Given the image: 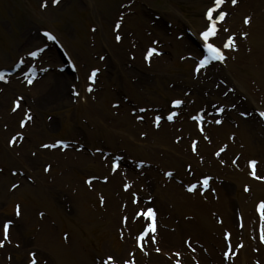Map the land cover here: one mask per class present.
<instances>
[{
	"label": "rangeland",
	"instance_id": "rangeland-1",
	"mask_svg": "<svg viewBox=\"0 0 264 264\" xmlns=\"http://www.w3.org/2000/svg\"><path fill=\"white\" fill-rule=\"evenodd\" d=\"M212 6L213 0H0V69L16 71L0 80V239L9 222L0 264H29V253L38 264H104L108 257L115 264H264L257 212L264 180L249 175L264 177V0H224L217 12L226 16L208 42L225 59L197 71L205 43L199 33ZM44 32L66 50L74 74L59 68L63 60ZM229 35L235 49L222 48ZM149 47L159 55L146 61ZM38 48L36 57L28 55ZM32 68L38 72L29 84ZM52 80L62 95L44 99ZM173 100L183 101L181 113L168 120ZM25 112L31 120L21 127ZM56 141L64 144L40 147ZM115 155L128 166L113 171ZM131 160L146 164L135 168ZM204 177L208 189L187 191ZM147 208L156 211L155 232L138 246L147 218L135 214Z\"/></svg>",
	"mask_w": 264,
	"mask_h": 264
},
{
	"label": "snow or ice",
	"instance_id": "snow-or-ice-1",
	"mask_svg": "<svg viewBox=\"0 0 264 264\" xmlns=\"http://www.w3.org/2000/svg\"><path fill=\"white\" fill-rule=\"evenodd\" d=\"M59 2V0H50V3L52 5H56L57 3ZM231 4L232 5H236L238 0H230ZM224 3V0H213V6L212 7H209L206 12H205V17L208 21V24H207V27L205 28L204 31L200 32L199 35L201 36V38L205 41L204 43V48L207 50L208 52V55L207 56H204L202 59L199 60V62L197 63L196 65V70L198 71L200 68H202L203 66L207 65L209 60H219V61H223L225 59L224 57V54L221 50L220 47H216L214 44L208 42L209 41V38L210 37H213L216 35V32H217V23L222 21L225 16H226V13L224 11H218L217 10L221 7V5ZM46 6V2H42L40 4V7L41 8H44ZM214 13H216L214 15ZM243 23L245 25L249 24L250 23V18L248 16H245L243 18ZM116 28H119V21L116 23ZM225 32H227L228 30L227 29H224ZM43 35L45 37H47L48 40H55V37L53 35H51L50 33L48 32H44ZM239 35L241 36H246L247 33H244V32H241L239 33ZM116 40L119 41L121 39V37L119 35H116ZM153 44L157 43L156 41H153L152 42ZM222 48L223 49H228V48H232V49H235L236 48V44L233 40V36L232 35H229L226 40L223 42L222 44ZM42 49H36L34 51H31L28 53L29 56H32V57H36L38 55L39 52H41ZM159 55V53L157 52V50L155 48H152V47H149L145 53V56H144V59L146 61L149 60V58L152 56V55ZM97 69H93L91 74L88 76V79L89 80H92L95 76H96V73H97ZM5 79V76H4V73L2 71H0V80H4ZM29 84H31L33 81L32 79H29L27 81ZM88 91H91V86L88 87L87 89ZM231 91V90H229ZM20 98H17V100H14L13 101V111L16 110L17 107H19V101ZM173 105H180L182 102L180 100H173L171 102ZM140 112H143L145 111V109H139ZM217 111H223L222 108H218ZM174 115H176L175 113L173 112H169L168 116H167V119L168 120H172ZM241 115H246V113H241ZM259 116L260 118L264 119V112H260L259 113ZM137 119H141V117L137 116L136 117ZM161 119L160 116H156L153 120V124L155 126H159L158 125V121ZM28 120H31V116L28 115L27 112L24 113V119L20 121V126L21 127H24L25 126V121H28ZM216 124H220L221 121L220 120H215L214 121ZM201 131H203L201 129ZM141 136L144 135V133L142 132L140 134ZM20 137V133L17 132L15 136H13L11 139H9L8 143L11 145L13 144L18 138ZM231 138V137H230ZM180 138L177 137V140H179ZM204 139L207 140L208 137L207 136H204ZM193 145L196 144V141H193L192 142ZM64 142L63 141H56V144H52V145H41L40 147L42 148H49V147H55L56 145H63ZM193 151H195V147H193ZM221 151H223V149H221ZM216 155H218L219 153H215ZM221 163H223V161H221ZM233 163H235V161H233ZM256 161L254 160H251L248 162V165H249V168L250 169H254V166L256 165ZM139 167V165H137ZM118 167V160H112L111 161V169L113 171H116ZM44 171L47 172L49 171V166H45L44 167ZM165 176H170L172 175L171 172H165L164 173ZM249 175L250 176H253V178L255 179H260V180H264V177H259V176H256L255 174V171H250L249 172ZM30 179V177H29ZM91 179L93 178H89V180H86L85 183H89L91 181ZM105 180H107V177H104ZM208 180L209 178L208 177H204L203 178V187H208ZM12 188H16L17 185L16 184H13L11 185ZM123 187L125 189H127L129 187L128 183L125 182L123 184ZM194 189H198V185H189L187 187V191L188 192H192ZM244 190L245 191H248V186L245 185L244 187ZM133 197H135V193H133ZM151 199V198H150ZM101 202H103L102 198H101ZM135 199L133 200V203H135ZM18 207V206H17ZM264 208V202H261L258 206H257V211L258 212H261V209ZM17 215H19V211L17 210ZM39 215H43V213H39ZM136 216H143V217H146L148 218L149 220H153L154 216H155V212L153 211L152 208H147L146 211H141V212H137L135 214ZM126 219V218H125ZM261 219H264V212H261ZM8 228H9V222H5L3 224V238L0 239V246H2L7 240H8ZM155 231V224H154V221L153 222H150V223H147L146 225V228L144 229V231H142L138 237H137V240H141L148 232H154ZM228 233H225V239L227 240L228 239ZM260 240L262 243H264V233H262L261 237H260ZM152 242L155 243V238L153 237L152 238ZM185 243H188L187 241H185ZM236 247H240V245H237ZM143 250V249H141ZM157 252H159V248L155 249ZM146 254V253H145ZM229 254L231 255H235L236 253L235 252H228L226 251L224 253L225 257H227ZM30 259H29V264H38V261L34 258L35 257V254L34 253H29L28 254ZM177 256H179V253H176ZM104 264H115V262L113 261L112 257H108L105 261H104ZM125 264H128L127 261H125ZM177 264H179V262L177 261Z\"/></svg>",
	"mask_w": 264,
	"mask_h": 264
},
{
	"label": "bare ground",
	"instance_id": "bare-ground-1",
	"mask_svg": "<svg viewBox=\"0 0 264 264\" xmlns=\"http://www.w3.org/2000/svg\"><path fill=\"white\" fill-rule=\"evenodd\" d=\"M262 12V11H261ZM256 22L257 23H259V24H257V26H260V22H262V18L261 17H257V19H256ZM257 47H258V49L259 50H261L263 47H262V45L259 43V42H257V45H256ZM251 62H252V60H251ZM260 67L258 68V71H259V78H260V83H263L264 82V75H263V73L262 72H260ZM257 76H258V74H257ZM57 80H59V78L57 79ZM55 80H52V81H48L47 83V85H46V83H45V86H43L44 87V90H45V93L43 94V98L45 99V98H47V97H49V96H52L53 94L54 95H58V96H61L62 94H61V90H62V88H61V85H59L56 81L54 82ZM59 82V81H58ZM172 124V123H171ZM216 128V127H215ZM242 135H243V129H241V132H240ZM160 138H161V136H159ZM53 152H55V151H53ZM45 156V155H44ZM81 157V156H80ZM82 159L83 160H85L83 157H82ZM174 189H175V187H174ZM174 190H173V188H172V190H171V192H173ZM107 202V201H106ZM109 203H111V201H109ZM168 236V235H167ZM166 236V237H167ZM85 264H87L86 262H84Z\"/></svg>",
	"mask_w": 264,
	"mask_h": 264
}]
</instances>
